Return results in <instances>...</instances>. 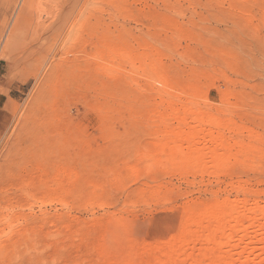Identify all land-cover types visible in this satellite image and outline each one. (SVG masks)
<instances>
[{
    "label": "rangeland",
    "instance_id": "374dc122",
    "mask_svg": "<svg viewBox=\"0 0 264 264\" xmlns=\"http://www.w3.org/2000/svg\"><path fill=\"white\" fill-rule=\"evenodd\" d=\"M196 129L203 154L231 144L222 171L164 162ZM0 159L17 220L0 264L208 259L206 230L169 248L184 224L222 201L264 207V0H0ZM254 226L222 250L233 264L264 263Z\"/></svg>",
    "mask_w": 264,
    "mask_h": 264
},
{
    "label": "bare ground",
    "instance_id": "6f19581e",
    "mask_svg": "<svg viewBox=\"0 0 264 264\" xmlns=\"http://www.w3.org/2000/svg\"><path fill=\"white\" fill-rule=\"evenodd\" d=\"M2 5V4H1ZM8 8V7H7ZM67 14V13H66ZM65 14V15H66ZM64 16V15H63ZM62 17V16H61ZM59 20H60V17H59ZM58 20V21H59ZM4 21V20H3ZM54 22H56V21H54ZM60 22V21H59ZM57 23V22H56ZM60 23H62V22H60ZM4 24V23H3ZM58 24V23H57ZM56 26V25H55ZM57 27V26H56ZM59 27H61L60 25H59ZM52 29V28H51ZM50 29V30H51ZM59 29V28H58ZM57 29V30H58ZM54 30V29H53ZM53 32V31H52ZM18 33H20V32H18ZM48 33V32H47ZM36 34H37V32H36ZM25 35V34H24ZM45 35V34H44ZM49 35V34H48ZM38 36V35H37ZM46 36V35H45ZM34 37V36H33ZM45 39H47V38H45ZM43 40H44V38H43ZM19 41H20V39H19ZM21 42V41H20ZM43 42V41H42ZM62 43H63V41H62ZM45 44V43H44ZM44 44L42 45V46H44ZM40 46V45H39ZM19 47V46H18ZM34 47V46H33ZM30 48V47H29ZM41 48V47H40ZM20 49V48H19ZM125 51V50H124ZM21 52V51H20ZM35 53V52H34ZM125 53H127V52H125ZM30 55V54H29ZM35 55V54H34ZM131 55V54H130ZM22 58H24V57H22ZM127 59H129L128 58V56H127V54L126 55H124V57H123V60H125V61H129V60H127ZM134 60V59H133ZM130 61H132V60H130ZM31 62V61H30ZM22 64V63H21ZM132 65V64H131ZM148 77H150V74H149V76ZM155 79V78H154ZM149 80V79H148ZM156 80V79H155ZM157 83V82H156ZM152 85V84H151ZM159 87V86H158ZM161 88V87H160ZM162 89V88H161ZM165 93V92H164ZM167 94V93H166ZM168 97V96H167ZM173 98H175V97H173ZM181 98V97H180ZM177 100V99H176ZM179 100V99H178ZM194 101V100H193ZM192 103V102H191ZM189 104V103H188ZM172 105V104H171ZM185 105H186V103H185ZM200 106V105H199ZM164 107V106H163ZM202 107V106H201ZM177 108V107H176ZM170 109V108H169ZM168 109V110H169ZM189 110V109H188ZM177 111V110H176ZM24 114V113H23ZM154 117H157V116H154ZM195 117V116H194ZM201 117V116H200ZM208 117V116H207ZM223 117V116H222ZM154 119H156V118H154ZM171 119V118H170ZM205 119V118H204ZM208 120V119H207ZM161 121H162V119H161ZM169 121H171V120H169ZM168 121V122H169ZM198 121V120H197ZM213 121V120H212ZM212 121H210V124H212V125H215L214 124V122H212ZM156 122V121H155ZM167 122V121H166ZM204 121H202V119L200 120V122H199V124L200 123H203ZM161 123H164V122H161ZM161 123H160V126H161ZM218 123V122H217ZM163 125V124H162ZM178 126V125H177ZM176 126V127H177ZM216 126H218V125H216ZM167 128V127H166ZM165 128V129H166ZM181 128H182V125H181ZM181 128H179V131H180V129ZM217 128V127H216ZM178 129V127L175 129V131ZM168 130V129H167ZM172 131V130H171ZM174 131V132H175ZM178 131V132H179ZM173 132V133H174ZM190 132H192V131H190ZM241 132V131H240ZM172 132H171V134L172 135H174ZM176 133H177V131H176ZM187 134L188 135V133H186V132H183V133H181V134ZM199 133H201L200 131H198V129H196V130H194L193 132H192V136H191V139L190 138H185V139H183V144L184 145H181L180 143H179V145H181L180 147L181 148H188L189 149V151L187 152H183V151H180L178 148H176V146H174V148H172L171 149V153H169V155L167 154L168 152H165L167 155H165V154H163L162 156H165V161L164 162H166L167 160H166V157L167 158H169V159H171V160H173V161H171L174 165H176L177 167L179 166V167H181V165H188V166H191L192 167V169L193 168H195L196 169V167H198V166H201V167H203V165L201 164V163H203L204 165H206L207 164V160L209 159V161H211V160H213L214 162H213V164H215L216 163V165H214L215 167H216V169H221V168H218L219 166L217 165L218 163L216 162L217 160H219L220 158H222L223 159V157L225 156L226 157V159H227V157L228 156H231V157H229V160H231L230 158H232V156L234 155L233 154V152L231 151L232 149L231 148H229L228 146H230L231 147V144L229 145L228 143L229 142H225V141H223L222 139H220V138H216L215 140L214 139H212V144H213V146H214V149H211V152L209 153V154H207L205 151H204V147L202 148V150L207 154V155H204L203 154V152L199 149V147L197 146L198 144L196 143V141L194 142V138H195V136L196 137H198V135H199ZM239 133V132H238ZM207 135V134H206ZM211 135V134H210ZM181 136V135H180ZM186 136V135H185ZM240 136H241V134H240ZM193 137V138H192ZM242 137V136H241ZM241 137H239L240 139H241ZM11 138V137H10ZM172 138V137H171ZM183 138H184V136H183ZM209 138V137H208ZM243 138V137H242ZM179 139V138H178ZM199 139V138H198ZM207 139V138H206ZM237 139H238V136H237ZM12 140V139H11ZM172 140V139H171ZM176 140V139H175ZM228 140V139H227ZM180 141V140H179ZM178 141V142H179ZM181 141H182V139H181ZM170 142V141H169ZM176 142V141H175ZM174 141H172V143H170V144H174L175 143ZM10 143V142H9ZM156 143V142H155ZM228 144V145H227ZM200 145V144H199ZM184 146V147H183ZM212 146V145H211ZM212 146V147H213ZM206 148V147H205ZM173 149H174V151H173ZM240 149V148H239ZM170 150V149H169ZM168 150V151H169ZM6 152V151H5ZM241 153H243V152H241ZM162 154V153H161ZM240 154V153H239ZM236 155H238V154H236ZM241 156L243 155V154H240ZM240 155H239V158L240 159H242L243 157H240ZM246 155V154H245ZM159 156V155H158ZM161 156V155H160ZM159 156V157H160ZM162 156L160 157V161H162V160H164L163 158H162ZM150 157V156H149ZM153 157V156H152ZM151 157V158H152ZM155 157V156H154ZM224 157V158H225ZM157 158V157H156ZM239 158H236L237 160L239 159ZM154 159V158H153ZM158 159V158H157ZM1 160V159H0ZM147 160V159H146ZM155 160V159H154ZM243 160V159H242ZM244 160H245V158H244ZM244 160H243V162H244ZM158 161H159V159H158ZM207 161V162H206ZM223 161V160H222ZM226 161V160H225ZM238 161H241V160H238ZM163 162V163H164ZM169 162V161H168ZM205 162V163H204ZM227 162H228V159H227ZM247 163V162H246ZM158 164H161V163H158ZM169 164H171V163H169ZM172 164V165H173ZM243 164H245V163H243ZM243 164L241 165V166H243ZM163 165V164H162ZM161 165V166H162ZM173 165V166H174ZM222 165V164H221ZM222 166H224V165H222ZM168 168L170 167V166H167ZM176 167V168H177ZM178 167V168H179ZM187 167V166H186ZM201 167H200V169H201ZM172 168V167H171ZM175 168V167H174ZM174 170V169H173ZM194 170V169H193ZM197 170V169H196ZM214 171H216V170H214ZM220 171H222V169L220 170ZM239 189V188H238ZM240 192L242 193V189L240 190ZM246 192V191H245ZM240 194V193H239ZM243 194H244V190H243ZM245 194H247V193H245ZM145 196H147V195H145ZM245 196V195H244ZM245 197H247V196H245ZM239 200V199H238ZM242 200V199H241ZM240 200V201H241ZM244 200V199H243ZM228 201V200H227ZM223 202L222 201V203H220V204H212V205H210V206H207V207H205V209L203 210V212L201 213V214H199L200 215V217H199V221L198 220H196L195 222L193 221V223H190V224H184V226H182L183 227V233H182V231H180L183 235H182V237L184 238V234H187V237L189 236L190 237V233H193V232H200L201 233V231L203 230V231H205L206 230V233H207V236L206 237H204L203 239H204V241H205V239L206 240H208V243L209 242H211L214 246H215V248H214V246L213 247H210V249H212L211 250V253H210V251H209V253L211 254V256L209 257V253H208V255H207V253H205L206 254V256H208L207 258L208 259H206V258H203V259H201L200 257H199V259H201V260H199L198 259V257H197V259H195L194 260V264H233L234 263V261H235V258H234V256L228 251V252H222V250L224 251V248L225 247H228L229 248V245L232 243V241L234 240V237L236 238V236H239V238L240 239H243V241H244V239L245 238H248L249 236H250V234H248V232H249V230L247 229L251 224H255V226H257V231L258 232H262V231H264L263 229V227H264V225H262L260 222L262 221V223L264 222V207H262V206H260V205H258V203L254 206V207H249L248 206V204L247 203H245V201H235L236 203H232V202H230V201H228V202ZM2 209V208H1ZM5 208H3V210H4ZM1 211L0 210V238L2 237V236H5V235H7V233H6V231H5V229H7V228H9L8 230H9V232L11 231V233H15V232H17V225H16V221L17 220H15V218H13L14 217V215L12 216V217H10L9 216V214L7 213V214H5V212L4 211ZM201 211V210H200ZM188 217V216H187ZM202 219V220H201ZM186 222V221H185ZM256 223L258 224V225H256ZM192 225V226H191ZM6 227V228H5ZM193 228V229H192ZM255 228H253V229H255ZM256 229H255V231H256ZM193 231V232H192ZM264 233V232H263ZM189 234V235H188ZM195 234V233H194ZM252 234V233H251ZM257 234H259V233H257ZM9 235H11V234H9ZM8 235V236H9ZM198 235V234H197ZM196 234L194 235V236H197ZM253 235V234H252ZM259 235H261V233L259 234ZM186 236V235H185ZM201 236V235H200ZM180 237V236H179ZM188 237V238H189ZM192 237V236H191ZM253 237H255V235L253 236ZM181 238L180 239V241H178L179 242V244L177 243V244H173L174 243V241H173V243H172V241H171V244H170V241H169V244H170V246H169V248L172 246V245H183V244H185V243H187V242H191L189 239H187V238ZM257 238V236L255 237V239ZM259 238V237H258ZM8 239V238H7ZM198 239H200L199 237H197V240ZM237 239V238H236ZM239 239V240H240ZM254 239V240H255ZM262 239V238H261ZM2 240H3V238H2ZM171 240H174V238H172ZM196 240V241H197ZM252 238L250 239V241L249 242H253L254 241ZM263 240V239H262ZM195 241V242H196ZM199 241V240H198ZM0 242H1V240H0ZM206 242V241H205ZM235 242V241H234ZM246 242V241H245ZM248 242V243H249ZM251 242V243H252ZM258 241L256 240L255 241V243H257ZM259 242H260V240H259ZM5 243V242H4ZM175 243H176V241H175ZM199 243H200V241H199ZM244 243V242H243ZM247 243V244H248ZM13 244V243H12ZM188 244V243H187ZM190 244V243H189ZM206 244V243H205ZM211 244V245H212ZM234 244V243H233ZM239 244V243H238ZM253 244H254V242L252 243V246H253ZM260 244V243H259ZM186 245V244H185ZM207 245V244H206ZM236 245V244H235ZM243 245V244H242ZM256 245V244H255ZM261 245H262V247H260V248H256L253 252H251L250 251V253L251 254H253V256H254V254H256V253H258V252H261V251H263L264 250V242H261ZM6 246V244L4 245V247ZM8 246V245H7ZM200 246V245H199ZM244 246V245H243ZM249 246V245H248ZM247 246V249H246V251H245V253L246 252H248V250H250V248ZM4 247L0 244V257H2L3 255H6V251H8V247H5V249H4ZM179 247V246H178ZM191 247V246H190ZM209 247H207L208 249L207 250H209ZM238 247H240L239 245H238ZM250 247H251V245H250ZM7 248V249H6ZM172 248V247H171ZM201 248V247H200ZM200 248H199V250H200ZM246 248V247H245ZM9 249L11 250V245H9ZM189 249V248H188ZM231 249V248H230ZM239 249V248H238ZM242 249H244L243 247H242ZM5 250V251H4ZM170 250H172V249H170ZM183 250V249H182ZM232 250V249H231ZM161 251H163V250H161ZM177 251V250H176ZM185 251V250H184ZM171 252V251H170ZM175 252V251H174ZM173 252V253H174ZM188 252V251H187ZM193 253V252H192ZM201 254L203 253V252H200ZM199 253V254H200ZM203 253V254H204ZM239 253V252H238ZM244 253V254H245ZM195 254V253H194ZM194 254L191 256V257H194ZM198 254V255H199ZM241 254V253H240ZM178 255V254H177ZM180 255V254H179ZM178 255V256H179ZM246 255V254H245ZM248 255H249V253H248ZM187 256H189V255H187ZM196 256V255H195ZM250 256V255H249ZM174 257H176V256H174ZM190 257V258H191ZM180 258V257H179ZM182 258V257H181ZM187 258V257H186ZM190 258H187V259H190ZM196 258V257H195ZM1 259H3V257L1 258ZM176 259V258H175ZM192 259V258H191ZM241 259V258H240ZM250 259V258H249ZM178 260V259H177ZM193 260V259H192ZM253 260V259H252ZM251 259H250V261H252ZM189 261V260H188ZM191 261V260H190ZM165 262H167V261H165ZM173 262L176 264V262L173 260ZM172 262V263H173ZM178 262H180V260L178 261ZM184 262V261H183ZM192 262V261H191ZM190 262V263H191ZM240 262H241V260H240ZM253 262V261H252ZM171 263V264H172ZM173 263V264H174ZM189 263V264H190ZM249 263H251V262H249ZM254 263V262H253ZM261 263V262H260ZM167 264V263H166ZM179 264V263H178ZM182 264H184V263H182ZM186 264V263H185ZM241 264H248V261H244V262H241ZM256 264H258V263H256ZM264 264V263H263Z\"/></svg>",
    "mask_w": 264,
    "mask_h": 264
}]
</instances>
